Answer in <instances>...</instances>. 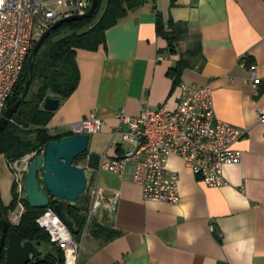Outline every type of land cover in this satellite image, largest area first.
<instances>
[{
	"label": "crops",
	"instance_id": "1",
	"mask_svg": "<svg viewBox=\"0 0 264 264\" xmlns=\"http://www.w3.org/2000/svg\"><path fill=\"white\" fill-rule=\"evenodd\" d=\"M157 14L166 30L170 20L188 26L176 53L169 52L157 31ZM105 37L97 51H76L78 88L60 100L47 127L51 134L66 135L91 115L104 122L100 133L90 135L84 162L93 183L104 189L106 203L117 199L116 211L112 216L103 208L95 213L87 237L80 239L78 264H264V123L258 119L260 109L264 115V0H176L173 6L171 0H147ZM197 43L200 56L184 71L181 84L210 87L215 116L246 130L235 145L242 158L224 169L225 186L210 188L171 157L169 167L179 174L180 203L146 202L133 182L132 163L119 177L99 170V158L131 149L118 132L122 112L138 116L164 104L176 107L181 84L174 87L168 72ZM252 70L261 80L256 88ZM90 156L98 158L93 168L88 167ZM13 182L1 155L5 206ZM94 224L117 236L94 235Z\"/></svg>",
	"mask_w": 264,
	"mask_h": 264
},
{
	"label": "built area",
	"instance_id": "2",
	"mask_svg": "<svg viewBox=\"0 0 264 264\" xmlns=\"http://www.w3.org/2000/svg\"><path fill=\"white\" fill-rule=\"evenodd\" d=\"M92 0H0V119L14 88L26 67L27 59L40 37L58 21L72 16L85 15ZM242 64L244 62L242 61ZM253 87L261 80L252 70ZM175 108L164 104L157 110L146 109L138 116L122 112L118 116V132L122 141L131 145L123 155L99 158L98 169L123 176L127 164L134 165L133 182L140 187L143 200L153 203L178 205L179 174L169 167V159L177 157L192 175L210 188L227 184L224 169L240 162L242 152L235 145L246 130L219 120L214 113L213 91L208 86L183 83ZM258 119L264 123V115ZM121 126H126L122 130ZM101 118L91 115L71 127V135H95L103 130ZM43 154V153H42ZM32 158L23 159L25 167L18 168V161L10 165L14 170L19 204L17 218L25 209L24 177ZM88 197L90 206L87 223L81 234L85 239L93 223L92 216L105 209L109 216L116 211L117 199L106 203L104 189L91 182ZM37 224L47 232L50 242L64 255L63 264H78L81 241H77L69 228L49 208L37 219Z\"/></svg>",
	"mask_w": 264,
	"mask_h": 264
},
{
	"label": "trees",
	"instance_id": "3",
	"mask_svg": "<svg viewBox=\"0 0 264 264\" xmlns=\"http://www.w3.org/2000/svg\"><path fill=\"white\" fill-rule=\"evenodd\" d=\"M147 0H99L98 7L93 16L88 20L73 21L64 23L54 31L44 42L36 55L33 66L32 82L27 97L14 113L12 120L4 127L0 133V156H4L8 163L21 160L25 156L35 153V156L42 155L47 145L54 141H60L66 135H54L48 130V125L52 119L53 112L43 109V103L48 98L65 100L71 97L78 88L80 82V71L76 59L78 49L87 51H97L105 44L106 31L116 26L125 19L129 13L139 7ZM176 0H171V5ZM157 31L165 37L168 42L170 53H176V46L185 36L188 35V26L185 23H175L170 20L169 30H166L157 14ZM187 51V58L181 59L175 67L171 68L168 76L173 80L174 87L181 84V77L184 71L191 68L193 58L200 56V44ZM27 78V68H24L20 81L7 102V108L11 107L21 95ZM34 88L36 90L34 91ZM88 151L75 159L85 160ZM98 158L90 156L88 167L93 168ZM17 185L13 182L11 188V201L5 206L0 196V206L9 225V232H16L23 241L33 242L42 251V258L54 264H63V253L50 242V237L46 231L37 224V219L46 210L32 209L23 198L24 213L20 217L19 223L13 225L9 221V213L14 212L19 204L17 195ZM52 203L51 205H53ZM90 206V198L87 203L79 202L76 206L67 205V211L74 220L79 234L75 236L80 241L81 234L87 223V214ZM1 229V227H0ZM97 234H109L106 240H111L117 233L102 228L94 224L92 232ZM6 253H0V264H5ZM45 264V263H39Z\"/></svg>",
	"mask_w": 264,
	"mask_h": 264
},
{
	"label": "water",
	"instance_id": "4",
	"mask_svg": "<svg viewBox=\"0 0 264 264\" xmlns=\"http://www.w3.org/2000/svg\"><path fill=\"white\" fill-rule=\"evenodd\" d=\"M99 0H92L90 10L83 16L62 19L50 27L35 43L27 59V78L18 100L6 108L0 119V133L12 120L14 113L28 95L36 55L45 40L64 23L90 19L98 7ZM60 107V100L48 98L43 109L55 112ZM90 135H71L47 145L42 155L33 157L24 179V198L32 209H51L69 228L74 236L79 234L74 220L67 211V205L76 206L79 202L87 203L92 182V174L86 168L74 165L75 159L88 151ZM54 203L53 205H51ZM0 253L5 250V264H54L42 258V251L33 243L23 241L16 232H9L8 221L0 206Z\"/></svg>",
	"mask_w": 264,
	"mask_h": 264
},
{
	"label": "rangeland",
	"instance_id": "5",
	"mask_svg": "<svg viewBox=\"0 0 264 264\" xmlns=\"http://www.w3.org/2000/svg\"><path fill=\"white\" fill-rule=\"evenodd\" d=\"M36 90V88H34V91ZM27 156H30L31 158H33V157H35V153H32V154H29V155H27ZM26 157V156H25ZM23 159L24 158H22L21 160H19L18 161V168H20V169H23L24 167H25V163H23ZM74 165H76V166H78V167H81V168H85V162H84V160L82 159V160H79L78 162H75L74 161ZM12 172H13V174H14V170H12ZM26 175V174H25ZM25 178V177H24ZM11 195H10V198H9V202L11 201ZM17 212L16 211H14L13 212V214L11 215V223L12 224H17L18 223V221H19V219L17 218ZM95 215V214H94ZM92 216V219L93 218H95V216ZM14 220V221H13ZM91 228V227H90Z\"/></svg>",
	"mask_w": 264,
	"mask_h": 264
}]
</instances>
